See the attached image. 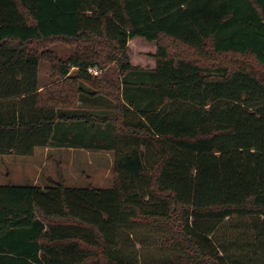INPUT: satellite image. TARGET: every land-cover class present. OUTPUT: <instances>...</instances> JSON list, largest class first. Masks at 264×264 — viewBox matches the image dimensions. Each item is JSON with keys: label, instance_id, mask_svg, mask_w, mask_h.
I'll list each match as a JSON object with an SVG mask.
<instances>
[{"label": "trees", "instance_id": "trees-1", "mask_svg": "<svg viewBox=\"0 0 264 264\" xmlns=\"http://www.w3.org/2000/svg\"><path fill=\"white\" fill-rule=\"evenodd\" d=\"M47 146L112 187L1 185L0 264H264V0H0V156Z\"/></svg>", "mask_w": 264, "mask_h": 264}, {"label": "rangeland", "instance_id": "rangeland-1", "mask_svg": "<svg viewBox=\"0 0 264 264\" xmlns=\"http://www.w3.org/2000/svg\"><path fill=\"white\" fill-rule=\"evenodd\" d=\"M161 43L170 47L174 45V41L169 38H162ZM49 47L61 56L69 52L65 46L55 43ZM155 47L153 42H147L140 37L133 38L127 45L131 64L141 69L154 68V59L150 55L154 53ZM230 60H233V55L227 59L221 57L219 62L228 63ZM211 61L206 62L209 64ZM38 77L42 89L49 87L53 82L56 83L47 63H40ZM96 103L99 105L93 104L94 108L109 107L108 102L103 99L97 100ZM106 107L103 109H107ZM113 167L114 155L111 151L38 147L30 156H0V186L11 184L44 187L50 182H63L72 188L90 186L96 190H107L112 187L115 178Z\"/></svg>", "mask_w": 264, "mask_h": 264}, {"label": "built area", "instance_id": "built-area-1", "mask_svg": "<svg viewBox=\"0 0 264 264\" xmlns=\"http://www.w3.org/2000/svg\"><path fill=\"white\" fill-rule=\"evenodd\" d=\"M88 72L92 73L93 75H97L98 74V72H96L95 70H89Z\"/></svg>", "mask_w": 264, "mask_h": 264}]
</instances>
